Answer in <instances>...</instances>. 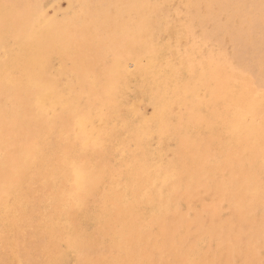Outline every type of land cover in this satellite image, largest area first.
Returning <instances> with one entry per match:
<instances>
[{"label":"bare ground","instance_id":"1","mask_svg":"<svg viewBox=\"0 0 264 264\" xmlns=\"http://www.w3.org/2000/svg\"><path fill=\"white\" fill-rule=\"evenodd\" d=\"M10 2L0 0L3 20H9L0 23V203L7 194L19 189L22 176L39 147L37 176L45 186L50 185V197L56 200L59 212L53 216L59 221L55 220L50 229L54 239L64 235L70 247L76 248L80 244L68 221L69 211L73 208L82 210L93 188L112 172L109 167L103 166L108 156L118 159L112 187L122 196L128 211L136 207V198L140 197L150 207L167 203L171 208L159 223V229L165 230L170 223H176L180 213L185 211L183 208L180 210L182 206L190 210L202 206L204 211L208 210L205 213L209 214V218L213 216L212 219L219 215L217 203L208 202L204 198L205 191L198 192L188 183L190 174L184 168L182 158L169 166V171L177 175L174 184H166L164 176L160 175L158 189L149 188L153 175L163 165L152 154L147 139L150 135L156 137V133L158 141L164 136L171 122L168 114L170 102L173 104L181 95H186L189 102L184 106L183 115L177 119L179 123L171 122L181 134L185 127L203 123L202 110L214 109L219 102H223L226 107L232 108L234 114V118L225 123L224 132L228 139L238 140L231 141L229 145L234 146L235 142L246 139L253 152L264 160L261 137L264 134V92L260 89L264 84V75H257L255 82L248 84L250 89L233 83L235 79L245 77L243 72L248 73L255 67L250 65L253 59L251 54H246L248 43L244 44V40L235 39L233 42L237 67L231 71L224 60L216 62L211 57L197 62L191 60L189 55L194 54V47L205 42V38L196 39L193 32L186 30L185 34L191 42L186 48L188 57L180 60V69L190 73L189 78L180 80V75L164 71L166 65L160 61V48L156 44L154 24L151 22L155 12L162 11L158 0H118V10L123 8L129 18L124 21L119 17L116 23L104 19L98 27V35H93L96 42L87 40L90 39V32L81 26L85 27L94 20L91 13L98 14L97 17L101 14L98 2L89 5L80 2L76 18L71 16L61 25L49 19L44 7L37 1L20 9ZM51 54L59 58L63 69L70 71L75 83L68 96L60 94L58 83L52 77L47 59ZM105 56L110 59L108 64L103 61ZM128 61L134 65L132 70L126 68ZM257 61H262L261 66L264 67L261 55ZM130 79H133L134 86L130 85ZM145 87L147 101L154 104V116L138 128V110L130 108L124 111L134 118L135 131L121 141L117 128H127L128 121L127 116L120 118L118 100L137 90L143 92ZM66 113L67 119L62 121ZM81 117L90 121L86 139L80 135ZM212 133L215 131L210 129ZM52 134L56 135L58 146L51 156L46 157L48 138ZM92 159L102 166L96 169ZM216 169L218 174L222 171L226 173V178L230 179L229 189L234 194L225 226L226 239L229 240L233 236L232 226L241 224L242 219L245 221L239 213L243 203L253 206L261 189L250 179H245L247 176L243 177L241 172L235 171L231 162L225 166L217 163ZM77 173H83L82 180L77 178ZM109 196L119 197L115 194ZM101 214L105 218L102 225L113 222L108 200L104 201ZM63 230L67 233L64 234ZM255 233L242 235V243L232 247L239 250L249 247L250 257L261 259L264 235L259 238ZM114 235L116 241L119 240L118 247L123 239L126 242L130 235L126 222H120ZM251 237L262 241V246L255 242L250 245Z\"/></svg>","mask_w":264,"mask_h":264},{"label":"rangeland","instance_id":"2","mask_svg":"<svg viewBox=\"0 0 264 264\" xmlns=\"http://www.w3.org/2000/svg\"><path fill=\"white\" fill-rule=\"evenodd\" d=\"M35 1L44 7L46 16L59 25L65 23V20L71 16L76 18V9L81 3L89 5L98 2V10L101 14L97 17L98 14L91 13L94 20L85 27L81 26L88 28L90 39L87 40L92 42H96L93 35H98V27L102 25L104 19L116 23L120 18L124 21L129 18V14L127 15L123 8H121L122 12L118 10L120 9L118 0L117 3L116 0H11L10 3L13 2L12 5L20 9L26 4L29 7ZM158 1L162 4V11H156L154 14L156 17L153 16L151 22L154 24L156 44L158 43L160 48V61H164V65L167 66L164 67V71L169 70L180 75V80L189 78L190 72L180 69L182 65L180 60L188 57L186 48L191 38L186 36L185 31L190 30L194 38H205V42L194 47V54L189 55L194 62L211 57L216 62L224 60L227 68L233 71L237 67L233 42L235 39H240L245 41L244 44L248 43L245 46L246 54L247 52L251 54L253 60L250 61V65L255 67L248 73L243 72L245 77L235 79L233 83L250 89L248 84L252 85L257 75L261 73L264 75L262 61H257L261 55L264 63V0ZM3 19L0 10V23L9 22L8 19ZM81 22L83 23L82 20ZM125 35L129 34L125 33ZM199 50L201 51L198 52ZM47 59L52 77L58 83L60 94L70 95L75 87L70 71L62 68L57 56L51 54ZM103 61L108 64L110 59L105 56ZM129 63L130 61L127 62L126 68L132 70L134 65ZM130 85L134 86L133 79H130ZM193 88L194 86L190 88L191 95ZM260 89L264 92V84ZM147 96L146 88L143 92L137 90L119 98L120 118L128 115L124 111L136 108L140 118L138 128L145 121H150L154 116V104L147 101ZM188 102L186 95H181L173 104L170 102L169 121L179 123L177 119L183 115L184 106ZM262 112L264 114V105ZM200 115L204 118L203 123L185 127L182 134L180 129L170 122L169 128L159 141L157 133L156 137L150 135L147 139L152 154L158 159L159 164L163 165L153 175L149 188L158 189L161 184L158 178L160 175L164 176L166 184H174L177 175L169 171V166L178 158H182L184 168L190 174L188 183L198 192L205 191L204 198L208 202L217 203L216 209L220 212L217 217L209 218V214L205 213L208 210L204 211L199 205L193 210L182 206L180 210L182 208L185 210L181 212L183 216L180 213L181 217L176 223H170L171 225L169 224L165 230L159 229V223L171 208L167 203L150 207L141 201L140 197L136 198L138 202L136 207L128 211L123 205L122 196L112 187V179L118 169V159L108 156L103 166L109 167L112 172L93 188L82 210L73 208L69 211L68 221L73 227L74 237L78 238L77 243H80L76 248H72L68 241L64 240V235L54 239L50 233L54 221L58 220L53 216L59 212L56 200L50 197V185L45 186L37 176L38 154L41 150L37 147L36 156L26 168L19 189L7 194L0 203V264H166L167 262L261 264V261H264V254L260 255L261 259L252 258L249 255L251 253L249 247L239 250L232 245H240L244 238H241L242 235L254 232L259 238L264 235L262 233L264 232V160L253 152L246 139L243 140L244 142H235L234 146L229 145L233 140L238 141L236 138L228 139L224 132L225 123L234 118L231 107L219 102L216 108L202 110ZM63 118L62 121H66L67 113L63 114ZM126 119L127 128H117V135L121 141L135 131L134 118L129 115ZM210 129L215 133L210 134ZM261 137L264 144V134ZM48 142L46 157L51 156L58 146L56 135H50ZM247 146L250 148L247 149ZM91 161L96 169L102 166L94 159ZM228 162L232 163L235 171L241 172L243 177L247 176L248 178L245 179H250L261 189L253 206L249 207L247 203H243L239 213L243 215L245 221L242 219L241 224L232 226L230 230H233V236L229 240L226 239L225 226L228 223L226 219L228 212L232 209L229 204L234 194L232 189H229L230 179L226 178V173L222 171L218 174L219 171L216 169L217 163L225 166ZM110 194L119 197L109 196ZM105 200L109 201L112 208L113 222L110 225H102L105 221L101 214ZM120 222H126L130 235L126 242L123 239L118 247L119 240L116 241L114 234ZM63 233L66 234L67 231L63 230ZM250 239V245L254 242L263 243L254 237Z\"/></svg>","mask_w":264,"mask_h":264},{"label":"snow or ice","instance_id":"3","mask_svg":"<svg viewBox=\"0 0 264 264\" xmlns=\"http://www.w3.org/2000/svg\"><path fill=\"white\" fill-rule=\"evenodd\" d=\"M35 23V22H34ZM90 125V121L88 120L87 117H81L80 122H79V127L81 128V133L80 135L83 138H87V129ZM77 178L82 180L83 179V173H77ZM261 264H264V261H261Z\"/></svg>","mask_w":264,"mask_h":264}]
</instances>
